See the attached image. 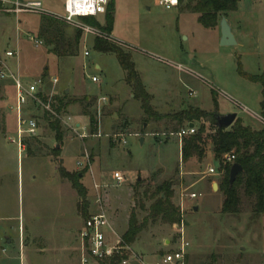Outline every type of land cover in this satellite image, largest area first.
<instances>
[{"label": "rangeland", "instance_id": "374dc122", "mask_svg": "<svg viewBox=\"0 0 264 264\" xmlns=\"http://www.w3.org/2000/svg\"><path fill=\"white\" fill-rule=\"evenodd\" d=\"M38 1L44 10L63 15V0ZM197 1L181 0L177 7L167 9L155 0H113L110 36L115 40L111 42L131 54L156 113L167 115L192 107L216 115L233 113L243 125L262 128L261 85L244 79L238 64L244 73H264V0H238L235 11L221 15L234 30L236 44L231 46L220 45L221 16L212 29L197 21L198 14L192 10ZM104 15L90 19L102 26ZM79 22L99 29L83 19ZM43 24L48 23L38 14H15L0 3V71L8 74V68L25 84L41 80L43 97L49 96L51 102L70 88V104L59 114L51 105L52 112L28 105L26 114L35 115L38 135L25 139V151L18 156L16 144L9 141L16 136L15 114L10 108L13 81L0 78V264H80L79 233L95 211V184L110 216L113 232L109 237L114 239V233L121 236L126 230L132 211L139 221L147 215L151 201L143 192H152L166 180L173 182L172 202L179 207L189 243L185 264H264V215L252 217L251 204L244 197L238 214L221 212L223 196L212 184L218 185L222 174L211 144L201 163L195 158L183 163L179 130L171 132L175 122L146 118L139 101L130 96L133 90L114 53L98 52L93 45L95 36L64 24L60 28L66 37L73 38L78 30L81 38L65 47L68 55H60L40 34ZM29 36L42 44L35 45ZM8 49L17 54L6 57ZM92 76L98 82H92ZM52 77L58 78L53 89ZM101 97L106 102L98 116ZM85 110L95 116V132ZM48 115L59 117L61 145L48 125ZM77 122L84 129L77 126L73 130ZM203 123L211 129L207 121ZM209 167L216 173L208 174ZM59 169L79 173V183L86 190L84 201ZM116 171L124 177L120 185L112 178ZM191 193L196 197L190 198ZM143 232L125 250V259L158 257L176 247L175 225L149 221ZM165 239L172 245L168 249Z\"/></svg>", "mask_w": 264, "mask_h": 264}, {"label": "trees", "instance_id": "16d2710c", "mask_svg": "<svg viewBox=\"0 0 264 264\" xmlns=\"http://www.w3.org/2000/svg\"><path fill=\"white\" fill-rule=\"evenodd\" d=\"M112 1L107 6L105 20L102 26L97 25L92 17H83L81 19L88 24L96 25L102 32L110 35L113 24V4ZM181 1V0H180ZM238 0H198L193 5L192 10L198 14L197 21L205 28H214L218 24V18L227 12L236 10ZM40 19L48 24L40 27V34L44 35L47 43L54 46L51 50L60 55H68L65 47L70 46L71 42H79L81 38L80 31H76L73 38L66 37L61 26L64 22L52 15L40 14ZM94 48L102 53H114L120 67L125 72V82L133 90V98L139 101L146 118H154L156 120L169 119L175 122V126L171 132L180 130L184 123H199L198 130L195 134L185 135L180 140V157L183 163L188 162L191 158H195L201 163L205 158V148L210 143L213 158L218 162V169L222 177L218 183V190L223 196L221 204V212L223 214H238L242 203V198L249 200L251 204V215L257 218L264 215V126L258 130L245 126L240 118H236L233 124L227 129L217 128L214 126L213 112H206L199 108H187L173 114L160 115L156 113L150 105L151 95L145 90L131 59V54L122 50L111 41L96 37L93 42ZM238 73L246 80L259 83L261 85L260 116L264 120V73L259 75H251L244 73L238 64ZM214 94V93H213ZM215 95V94H214ZM213 95L214 107L217 108V102ZM43 101L47 97L39 94ZM68 94L62 93L59 97H54L51 106L56 114L65 110L70 101ZM86 99V97L84 98ZM84 115H88L90 119L91 131H96L97 121L95 116L88 111H84ZM48 125L55 131L57 144L61 145L63 132L61 131L60 120L48 115ZM207 121L211 127L207 130L205 122ZM53 152L57 154L59 148L55 147ZM233 155L234 160L231 163H223L225 155ZM233 163L241 166V171L237 174L232 184L229 183V169ZM87 167L81 171L83 173ZM61 175L72 182L73 188L79 197L84 201L86 197L85 188L79 183V173L72 175L59 169ZM137 184L140 181H136ZM174 195L173 182L166 180L161 182L152 192L145 190L143 196L151 201L148 207V213L141 221H139L135 211H132L127 218L126 230L121 235L123 246H131L139 234L146 228L149 221L160 220L164 224L175 225L181 221V213L179 207L172 202ZM139 208L145 209L143 203ZM83 215H85L83 208ZM126 258L125 252L121 256H115L110 260V264H120Z\"/></svg>", "mask_w": 264, "mask_h": 264}, {"label": "built area", "instance_id": "2783aa9c", "mask_svg": "<svg viewBox=\"0 0 264 264\" xmlns=\"http://www.w3.org/2000/svg\"><path fill=\"white\" fill-rule=\"evenodd\" d=\"M111 0H63V15L58 16L43 9L42 3L38 0H0L2 5L9 7V10L15 14L19 13H35V14H48L56 18L61 19L65 24L76 27L79 30L84 31L87 34H91L98 38L114 41L110 35L105 34L100 29H92L89 27H83L80 25L79 19L83 17H98L104 15L107 10V6ZM180 0H155L158 6L164 8L177 7ZM35 45H40L42 42L32 36H29ZM17 54L15 50L8 49L5 52L6 57H13ZM87 55V52H84ZM6 68V67H5ZM8 74L4 71H0V78L9 77L13 81L14 87V103L11 105V111L15 114V137L9 139L10 142L15 143L17 146L18 156L25 151V139L35 138L38 135V125L36 119L33 116L26 114V108L30 103L36 106H42L47 111H51V101L49 96L46 101H43L39 94H43L39 88H42L43 82L38 80L34 83L25 84L18 75L12 74L8 68ZM92 82H98L95 76L91 77ZM57 79L53 77L51 79L52 89L57 84ZM51 97V95H50ZM97 114L100 115L101 104L106 102L105 97H101L98 100ZM57 116V115H56ZM59 118V117H58ZM75 127L73 130H76ZM198 130L196 123H193L192 127H189V123L185 125L176 133L179 138V144L182 136L195 134ZM170 134L169 136H171ZM84 138L85 134L79 135ZM234 160L233 155H225L223 157V163H231ZM78 166H82V162H77ZM208 174L216 173V170L212 167L207 169ZM112 178L117 185L122 184L124 177L120 172L116 171L112 173ZM94 189L96 191L95 198L93 200V206L95 211L91 213L84 227L79 233L81 253L80 264H110V260L115 256H121L125 250H129L128 246H123L121 242V236L110 239L109 235L113 232L110 216L107 214L103 197L98 192V186L95 184ZM190 198H195L196 195L191 193ZM177 228V243L176 247L159 257L157 261L146 262L140 260V264H185V256L188 251L189 243L184 236V224L182 220L179 224H175Z\"/></svg>", "mask_w": 264, "mask_h": 264}, {"label": "water", "instance_id": "95a60500", "mask_svg": "<svg viewBox=\"0 0 264 264\" xmlns=\"http://www.w3.org/2000/svg\"><path fill=\"white\" fill-rule=\"evenodd\" d=\"M219 28H220V45L222 46H231L235 45L236 42L234 40V30L228 24L226 17L221 16L219 21ZM214 118V126L217 128H224L227 129L230 127L236 119V114H226V115H213ZM146 124H144L143 129L145 128ZM193 123H189V127H192ZM140 143H143V137L140 138ZM58 147V145H57ZM241 171V166L237 163H233L229 169V183L232 184L235 180L237 174ZM80 177V175H79ZM139 180V177L137 178ZM218 185L217 183L212 184V189L217 190ZM194 210H197V207H194Z\"/></svg>", "mask_w": 264, "mask_h": 264}, {"label": "crops", "instance_id": "0c3cea01", "mask_svg": "<svg viewBox=\"0 0 264 264\" xmlns=\"http://www.w3.org/2000/svg\"><path fill=\"white\" fill-rule=\"evenodd\" d=\"M180 3V2H179ZM221 18V17H220ZM220 21V20H219ZM96 68H98V66H96ZM53 78V77H52ZM56 79H57V81H58V78L57 77H55ZM58 83V82H57ZM51 84V83H50ZM52 85V84H51ZM56 86V85H55ZM39 90L40 91H42V92H44V87L42 86V88L40 87L39 88ZM70 90V88H66V89H63V93H65V94H68V91ZM44 94V93H43ZM130 96H133L132 94H130ZM152 96V95H151ZM87 99V98H86ZM27 109V108H26ZM29 116H33L34 118H36L35 117V115H33V114H29ZM77 126H79V128H81V129H84V127L81 125V123H79V122H77L76 123V127ZM258 129H260V128H258ZM257 129V130H258ZM179 149H180V144H179ZM173 189H174V186H173ZM186 225H187V223H186ZM142 233H144L143 231L139 234V236H138V238L140 237V235L142 234ZM137 238V239H138ZM137 239H136V241H137ZM136 241L133 243V244H135L136 243ZM163 243H164V247L165 248H170L172 245H171V242H170V240L169 239H165L164 241H163ZM132 244V245H133ZM174 249V248H173ZM172 249V250H173ZM171 250V251H172ZM170 252V251H169ZM167 253V252H166ZM165 254V253H164ZM192 254V253H191ZM163 255V254H162ZM161 256V255H160ZM160 256H158V257H155V256H147V255H144L143 256V258H128V259H125V260H123L124 262H125V264H140V260H142V261H146V262H153V261H157L158 259H159V257ZM186 257V256H185Z\"/></svg>", "mask_w": 264, "mask_h": 264}]
</instances>
